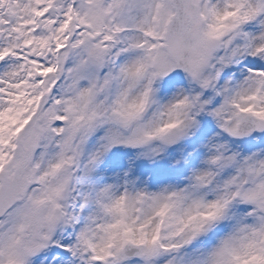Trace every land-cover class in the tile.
I'll return each instance as SVG.
<instances>
[{
    "label": "snow or ice",
    "instance_id": "snow-or-ice-1",
    "mask_svg": "<svg viewBox=\"0 0 264 264\" xmlns=\"http://www.w3.org/2000/svg\"><path fill=\"white\" fill-rule=\"evenodd\" d=\"M0 264H264V0H0Z\"/></svg>",
    "mask_w": 264,
    "mask_h": 264
}]
</instances>
